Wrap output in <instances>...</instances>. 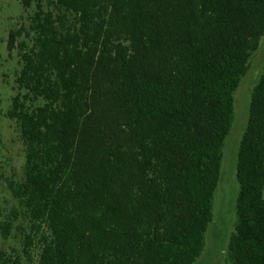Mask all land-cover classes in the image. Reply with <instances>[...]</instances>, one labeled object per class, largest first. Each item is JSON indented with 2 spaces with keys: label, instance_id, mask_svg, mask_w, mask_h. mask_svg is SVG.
<instances>
[{
  "label": "trees",
  "instance_id": "1",
  "mask_svg": "<svg viewBox=\"0 0 264 264\" xmlns=\"http://www.w3.org/2000/svg\"><path fill=\"white\" fill-rule=\"evenodd\" d=\"M23 5L29 21L10 30L7 48L20 57L9 116L26 165L12 185L21 207L0 223L5 239L22 235V250L0 243V264H197L235 93L264 37V0ZM259 60L238 151L232 264H264Z\"/></svg>",
  "mask_w": 264,
  "mask_h": 264
},
{
  "label": "rangeland",
  "instance_id": "2",
  "mask_svg": "<svg viewBox=\"0 0 264 264\" xmlns=\"http://www.w3.org/2000/svg\"><path fill=\"white\" fill-rule=\"evenodd\" d=\"M29 12L25 9L23 0H0V223L12 210L21 207L12 185L24 179L26 152L19 124L9 116L13 98L19 92L16 79L21 64L17 51L9 52L7 40L10 30L28 23ZM258 60L264 64V37L260 49L251 59L254 62L253 74L250 75L251 69L235 93V119L226 140L221 179L214 201L215 217L207 233L204 255L197 264H232L229 257V237L235 231L237 223V197L240 190L237 177L238 151L248 124L251 92L260 74V68H255ZM20 223L27 226L23 217L18 220L17 225ZM16 233L17 238L13 235L5 239L0 229V243L10 251L21 252L22 235L17 231Z\"/></svg>",
  "mask_w": 264,
  "mask_h": 264
}]
</instances>
